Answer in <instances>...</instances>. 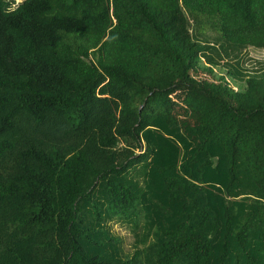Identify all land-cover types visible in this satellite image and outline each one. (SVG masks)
<instances>
[{
    "label": "trees",
    "instance_id": "trees-1",
    "mask_svg": "<svg viewBox=\"0 0 264 264\" xmlns=\"http://www.w3.org/2000/svg\"><path fill=\"white\" fill-rule=\"evenodd\" d=\"M13 4L0 264H264V0Z\"/></svg>",
    "mask_w": 264,
    "mask_h": 264
},
{
    "label": "rangeland",
    "instance_id": "rangeland-1",
    "mask_svg": "<svg viewBox=\"0 0 264 264\" xmlns=\"http://www.w3.org/2000/svg\"><path fill=\"white\" fill-rule=\"evenodd\" d=\"M22 1L24 0H13L14 2L13 8L17 6L19 3H21ZM243 59L246 60L245 66L246 65H248V67H250L251 65L253 66L254 63H256V61H264V51L249 49L244 53ZM111 230L123 239L124 252L130 253L131 252L130 246H131L132 238H131V235L128 233V231L124 227H120L117 224L112 225Z\"/></svg>",
    "mask_w": 264,
    "mask_h": 264
}]
</instances>
